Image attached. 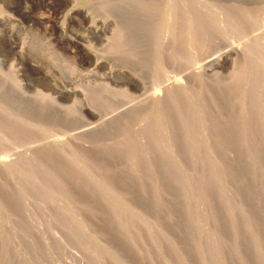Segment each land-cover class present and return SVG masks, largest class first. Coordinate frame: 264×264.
<instances>
[{"label": "rangeland", "instance_id": "374dc122", "mask_svg": "<svg viewBox=\"0 0 264 264\" xmlns=\"http://www.w3.org/2000/svg\"><path fill=\"white\" fill-rule=\"evenodd\" d=\"M173 1L175 0H0V120H4L6 117V119L4 120L5 122L3 121L0 123V166L2 165L1 162H8L10 161L9 159H12L14 157H17L20 162H18V164H16L15 166L13 163H10L13 166L10 165V169L8 168L9 170L7 171L6 169H0V183H3L0 184V213L2 212V214H0V264H142L145 258L144 256L140 261L135 260V258L138 259V254H142V252H144V254L149 253L151 254V256H156L159 253L158 255H160L161 257H170L173 253L176 257L175 261L172 262L173 264H186L185 262L187 261L188 263L189 261L187 260V255L189 257L191 253L193 255L198 254L200 249L204 246L206 248V251L200 264H223L225 262V264H232L228 262V258H222L220 255L224 250L223 245L226 241V236L229 235L230 232L234 235L238 234V240L236 241L237 245L243 244L241 246L238 245L243 252L239 251V253L234 255L237 258L233 257V264H253L252 262L255 261L256 263H262V261H264V234L262 235V232L264 233V211H262L264 210V181L262 180L264 179L262 178V176L264 177V164H262L264 163V157H262L263 160L260 164L257 163L258 161H256L254 158V150L259 147V144L263 145L264 148V135H262L264 133L263 129V133L262 131L257 133L258 135H256V138L251 139L249 137V139L256 144L254 146L251 145L249 148L241 147V150L236 155L238 157L240 156V160L237 157V160H234L232 163L230 160V156L226 157L229 148L227 149V147L222 145L218 149L219 156L214 154L215 152H213V147H211V145L214 143L211 135L212 133H205V135L202 136L204 131L201 132V127L198 126V124L194 128L195 132H193V134H191L190 136L184 137V135L179 133L177 130H167L166 132H164L163 136L160 138V147H158L156 153L154 154L152 150V152L150 151L152 153L151 154L148 153L149 149L145 150V155H147V157H143V159H141V163H139L141 167L146 163V160H153L158 151H160L158 152V154H161L160 156L165 158L167 163L170 162L169 159L171 160L172 163L170 164L172 165L170 169L173 170L174 173H176L174 174L176 186L172 190L176 193L174 194V192H171L172 190L168 191V193L164 192L165 194L161 190H158V193H162H160L161 197L164 194L161 201L167 200L166 202L169 203V206H167V209L165 210L173 213L171 209H173V211L177 209L176 213L178 212L182 215V221L184 224L180 236L182 238H186L189 236L191 239L190 243L192 245L190 243L188 244V246L184 245L185 250H182L183 248L181 247L178 248L176 252H172V248V251L169 249L164 250L162 248L164 241H168L164 236H166L170 230L164 228L162 225L164 231L166 232V235H161L157 237V239L153 238L154 230L152 228L151 230H149V226H152V224H149L150 220L146 222H143L141 220L142 210L134 207L133 204L131 207H128L127 205L124 206L125 204L121 200H124L125 198H120V195L117 196L118 192L114 190L112 191L111 195L109 193L106 194V207L109 210L106 216L110 217L111 224H114L115 226V223L117 221H119L120 219H124L123 223L126 226L128 224V228H130L129 231H131L132 228V230L135 231L137 230V228L142 226L141 231L143 232L141 239L142 242L139 241L137 244L136 239L130 237V241L126 245L127 248L123 250L124 252L122 251L124 255H122V260H118L117 258L119 246H116L118 245V243H116L115 241L113 243L114 239H112L110 242L109 239V237L111 238L110 230L112 228H110V230L107 229L109 231H106L105 233V229L102 227V231L104 232V235H102L105 238L109 239L107 243L102 244L103 242L100 238L94 236L92 232L86 230L85 226H81L82 223L79 222L77 216L78 212L81 211V208L84 207L83 205H86L87 203V201H85V203L83 201L87 196L81 192L79 193L80 189L78 186H80V184L83 182L84 185L82 183L80 188H82V186H84V189L87 190L89 188V192L91 194H89V192L87 193L91 196L97 193H101L103 191L101 190L103 186L101 185L102 178L100 175L103 172L101 171L100 175L95 172L91 177L90 173L92 170L90 171V169H87L90 165L86 166V168H82V171L84 173L81 172V174L83 173L82 176L79 173L81 177L79 176V179H77L78 183H76L77 186L73 192L75 195L72 194L74 196L72 197L71 194L64 192L65 186L63 187L64 184L62 185L59 176H54L57 180L54 177L50 179L47 178L49 176L48 173L50 172V167L48 166V163L50 164V161L47 162L48 159L41 157V150H38L39 152L35 150L36 152H34V148L40 147L41 144L45 145L51 141L56 143L57 141L62 139L63 136L66 137L70 129L80 130L84 129L85 127H94V129H96V132L98 133L99 131V133L97 134L95 132L86 137V140H93V143L96 141V145H94V143L90 148V155L94 158V156H96L95 153H98L97 151L101 149L100 146L104 147L105 143L109 142L112 137L118 136L122 125L123 129H127L128 125L132 126V124H130V120L132 118H141V116L144 118L149 114V111L147 110V101L150 100L149 96L151 95V92L153 93L154 91L159 89L158 85H160V82H165V84L167 85L169 82L174 81L177 78L180 80L185 79L186 84L189 85L188 87L192 88L194 85L195 90L194 87L192 89L195 93H193L192 89L190 90V88L186 89L188 88L186 87L187 85H185L186 88L184 87V89H186L188 92H192L191 94L188 93V95L190 94L189 96H193L195 94V98L189 97L187 94L185 96L189 98V103L191 105L194 104L193 107L196 109L204 104L208 106L207 103L210 102L211 97H213L211 98V100H213V102H216V96H214V91L216 90L215 85L218 86L220 81L223 83L220 84L223 85V94H227V88L232 87L233 85L230 84H235L236 80L238 79L237 75L239 73V68L241 69L244 66H246L247 68L249 66L247 73H253L252 76L254 78L256 76V78H247L246 76L244 80L242 78L243 81H241V85L243 84V86L242 88H238V92H241L240 90L243 89V87L244 89H247L249 86H251V92H253L252 90L255 88L254 96L259 94L256 96L259 102L256 97L254 98L252 93L248 94L247 100L249 102V110L247 111L246 118H253L256 112H260L262 116L261 121L262 124H264V111H262L264 110V108H262L264 107V38L262 39L263 41L261 40L260 42L256 43L257 37H254L258 35H264V0H176V2L179 3ZM167 2L169 3V5L167 4ZM185 4L189 8H191V6L194 7H192V10L190 11L192 14L189 13V16L186 14L182 17V19H188L186 21H189V19L190 21L192 20L193 23L191 22V24H193V26L195 24L194 28L196 30L198 29L199 32L201 31V29L203 30L200 34H198V31H196L197 34L195 32V36H198V40L194 41L193 43H191L190 41H185L184 43L181 42L179 39L183 40L181 38L182 35H180V37L179 35L177 36L179 29L174 32L176 35L172 34L171 32L160 37L163 30H166L168 26L165 19L169 17L170 13L172 12H174V16H182V12L185 14V11L187 10V8H185ZM181 5H184V7H182V9H179L181 8ZM233 6L234 8H232ZM224 7L226 9H222ZM242 8L247 10L248 14L247 12H244L245 10H243ZM232 9L234 11H232ZM237 9L238 11L240 9V11L238 12ZM169 10L170 13L168 15ZM173 10H175L176 12ZM201 11H203V13H200ZM231 11L234 12V15H232ZM242 11L244 12L243 15ZM205 12L206 15L204 14ZM219 12L224 14L221 15ZM209 13H211L212 15H209ZM218 13L220 14L219 16ZM261 13H263L262 17ZM228 14L229 16L232 15V17H227ZM246 14L248 16H246ZM202 15L204 16V18H206L204 19ZM224 15L226 19L224 18ZM235 15L238 16L235 17ZM216 16L217 18H215ZM200 17L203 19H199ZM209 17L212 19L214 17L215 21L212 19L210 20ZM218 17L219 19L220 17L224 19L223 21L220 19L221 23H225L227 21V25L224 23H219L220 20L218 19ZM246 18L250 20V22H248ZM217 19L219 20V22ZM202 21H204L206 28L202 26V28L200 27V25L203 24ZM240 21L243 22L241 23ZM237 22L240 23L237 24ZM212 23L216 24L213 25ZM233 23V28L230 29L232 26L229 27V25H232ZM218 24H221L223 30L225 29V31H221L220 29H218ZM236 24L238 27L235 26ZM247 24L249 25L247 26ZM196 25L198 26V28L196 27ZM121 27L123 28L121 29ZM215 28L218 32L215 30ZM119 32L121 35L119 34ZM203 32H206V34L203 35ZM176 40L180 42L177 41L176 43ZM133 41L134 43H132ZM149 41L150 44L153 43L151 46L149 44ZM172 41L174 42V44ZM246 41H248V44H245ZM123 42L124 44L121 45V43ZM154 42L156 46L160 43L161 44L156 48ZM251 42L253 44H251ZM185 43H188L187 47L183 48L184 46L182 47L181 45H184ZM199 43L201 45L204 44V46L202 45L201 47ZM260 43H262L263 47L262 45L260 46ZM198 44L200 45V49H203V53L202 50L196 49L198 47ZM241 44L242 46H240ZM168 45H171L173 47L170 48V46ZM192 46L194 47V49ZM238 46L240 47L238 48ZM166 48L171 50L169 51ZM233 48L235 50H233ZM241 48L244 50L242 51ZM261 48H263V51ZM192 49L195 51H193ZM237 49L239 51H237ZM258 52L263 53L261 56V60L263 61H259V65L258 63H256L257 65L255 66H253L251 63L249 64V61L251 59H254ZM150 53H154L152 54L153 56ZM156 54H160L161 57L160 55L156 56ZM251 54L254 55L252 56ZM238 55L240 56V58ZM235 57H238L237 61L235 60ZM126 58H129L130 61ZM162 59H164V63L162 62ZM215 60L216 63L218 62V64H221L224 68L218 70L219 72L217 73L216 71L212 70L211 65L208 63ZM172 61H175L176 67H174L175 70L172 69L171 71H178L179 74L177 72L176 73L178 75L171 72V75H173L174 78L173 76L169 75L171 80H168V76L165 77V74L167 72H164L166 68H163V64H165V67L171 68L169 62L172 63ZM161 62L163 66L160 65ZM156 64L158 66L160 65L163 69H161V67V70L157 69L159 67ZM226 65L228 68L226 67ZM136 67L138 70L139 68L144 70L138 71L137 69H135ZM153 70L157 71L153 72ZM169 70L170 69H168L167 71L169 72ZM144 71H146V73H141ZM191 71L193 75L198 72L197 75L195 74V76L197 77H200L202 75L206 76V78L208 79L209 85H207L209 87L206 85L207 88L201 91L202 94L196 91L199 88L197 84L198 79L193 81L195 79L194 76H192V74H186V72L190 73ZM208 72H212V78L209 77L210 73ZM257 72L259 73L257 74ZM182 73L184 75H182ZM219 73H223V75H220ZM163 74L165 76L162 77ZM175 75H177V77H175ZM159 76H161L162 79H156L160 78ZM190 76H192L191 78L193 80L190 78ZM165 78L167 82L163 81L165 80ZM186 78H189V81H187ZM258 78L262 81H260L261 84L257 80ZM155 80L158 81H156L155 83ZM159 80L161 81L159 82ZM213 81L215 84H212ZM217 81L218 84L216 83ZM142 82H144V84ZM255 83L258 84L256 85ZM165 84L163 83L162 85L165 86ZM226 84L228 85V87H226ZM154 86H156V88ZM163 86L160 85V87ZM257 87L259 89H257ZM152 88L155 89L153 90ZM184 89L182 88V91L179 90V92L181 93H176L179 94L177 96V100L171 101V104L176 101L180 102V99H182L183 97L182 93L186 92V90L183 92ZM196 94L197 96L200 94L201 97H199L200 95L196 97ZM250 95L252 96L250 97ZM204 96L207 97H205L207 101L203 100ZM145 97L147 101L146 99H144ZM208 97L210 98L208 99ZM249 97L254 100L251 102ZM259 97L262 100V103ZM200 99H202L201 101L203 104L201 103ZM188 100H186L185 102H187ZM170 103H168V105ZM197 103L201 106L196 105ZM135 104L137 108L133 109V107H136ZM137 104H142L143 106L140 105L139 107ZM169 106L171 107V105ZM127 108L129 110H126ZM130 108L132 109L130 110ZM140 109L142 111L144 110L145 112L143 111L141 112V114ZM184 110L187 111V108H183V111H181L182 114L184 112L186 114V111ZM250 111L252 112L250 113ZM119 112H121V114H119ZM136 112L138 113L135 114ZM1 113H3V115ZM11 119L12 121L14 120L17 124H13L15 123L13 121L11 126L15 129H13L11 131V134H9L7 129H9L10 125L8 122H11ZM103 120H105L106 122ZM150 120L152 121L151 118ZM173 120L175 122H180V120L178 118L175 119V117ZM118 121L121 122L122 125ZM116 122L118 125L116 124ZM6 123L8 124L6 125ZM119 124L121 125V127ZM103 126V130L106 133V136L101 128ZM238 126H240V128H242V131H244V121L241 120ZM79 127L81 128L79 129ZM98 128L99 130H97ZM26 132L28 133L26 134ZM173 136H176V141L178 142L175 141L174 143H171L173 142ZM260 137L262 141L258 140L260 139ZM101 139H103V141ZM30 141L32 142V147H29L31 146ZM167 143H169V147L167 146ZM187 143L190 145H187ZM99 144L101 145L99 146ZM171 144L174 150H176V148L178 147L176 151H179L180 153L178 152L177 156L173 154L174 151H172L173 149L171 148ZM190 146L192 147L189 149ZM93 148L95 150H93ZM244 149L246 151H250V153L246 152ZM169 152H171V154ZM243 152L247 155H245ZM34 153L36 155H38L37 153H40L39 156L41 157L42 161L37 160V156L34 157ZM209 153H211L210 158L208 156ZM137 154L139 155V153ZM243 155L245 156L242 160ZM72 157L73 156L69 157V164L74 168V157ZM205 157L207 158V160ZM66 158H64V160L67 164L68 158ZM181 158L185 161H182ZM30 159L33 161H29ZM43 159H45L46 161ZM70 159L73 162L70 161ZM138 161H140V157H138ZM227 161L231 164H229ZM251 162H253L252 165ZM85 163L87 162H84V165ZM223 163H226V165L228 164L227 167L223 166L225 165ZM258 164L259 167L257 166ZM249 166L253 168L257 166L258 169L261 170L256 169V167L255 169L250 168L248 171L247 168H249ZM71 167H69L68 169L72 170L73 168ZM239 167H241L242 170ZM245 167L247 170L245 169ZM195 168H198L199 170ZM227 168L229 169V172L227 171ZM243 168L245 171H243ZM217 169H220L221 172ZM254 170H257V172H259L261 176H259L258 173L256 174ZM212 173L215 174V177L212 175ZM218 173L221 175H219ZM84 174L87 175L88 178ZM94 175L99 176L94 177ZM211 175L213 177H211ZM245 176H247V178H245ZM95 178H98V182ZM209 178L210 180H208ZM200 180L202 181V184ZM215 180H218L219 182L215 183ZM218 184H223L222 187H225L224 192H222V190L220 193L222 195H229L231 201L233 200V206L231 205V208L234 207L235 209H231L228 214L225 211L222 212V202L218 203L217 201H215V199H212L215 195L213 193H216V191L214 190H216V187H219ZM65 185L69 187L68 184L65 183ZM91 187L93 188V190ZM77 188L79 194L75 192ZM174 189L179 193H177V191H175ZM183 189H185L186 193H188L187 195L185 194L186 197L184 196L185 198H183V201H179L177 194H180ZM80 194L82 195L81 197L85 195L84 198L79 197ZM210 194L212 195L210 196ZM258 194H260L259 197ZM166 196L170 198L168 199V197ZM256 196L258 198H256ZM176 197L179 203L174 200L176 199ZM69 198L72 199L67 200ZM117 198L119 200H117ZM79 200L82 203H78ZM124 201L126 202V200ZM216 202L218 204H216ZM210 204L211 208L206 209L207 206L210 207ZM214 205L215 207H213ZM260 209H262L261 212ZM235 210L237 214L236 212L233 213ZM224 213L226 214V216H224ZM239 213H241V215H238ZM243 213H245V215H243ZM246 213L248 216L246 215ZM125 215L129 217L127 218L125 217ZM123 216L124 218H122ZM238 220L240 221L237 222ZM260 220L262 221V223ZM246 224H249L251 226L253 225L254 227L248 228L249 225L247 226ZM255 224L257 225V227ZM258 225H260L259 227L263 231H258L261 230L259 229ZM244 226L245 228H248V231L245 233H247L248 236H251V241H253L252 244H249L250 246H246L244 243H242L243 239L241 238L244 231ZM255 229H258L257 233H255ZM155 230L157 229L155 228ZM258 232L261 233L260 235L262 236H260ZM239 234L241 237L239 236ZM146 239L147 243L144 244V241H146ZM148 243H150L149 248L145 246L148 245ZM134 244L136 245L134 246ZM242 246L244 247V249H242ZM246 247L248 250L245 249ZM189 248H191L192 250ZM169 251L170 253H172L170 254ZM153 253L156 255H154ZM161 263L163 264V262ZM161 263L155 262V264ZM188 264H191L190 261ZM262 264H264V262Z\"/></svg>", "mask_w": 264, "mask_h": 264}, {"label": "bare ground", "instance_id": "6f19581e", "mask_svg": "<svg viewBox=\"0 0 264 264\" xmlns=\"http://www.w3.org/2000/svg\"><path fill=\"white\" fill-rule=\"evenodd\" d=\"M180 1H183V0H180ZM189 1V0H188ZM173 2H176V0L175 1H173ZM185 2H187V1H185ZM176 3H179V2H176ZM175 3V4H176ZM183 3V2H182ZM190 3V2H189ZM167 4L169 5V3L167 2ZM187 4V3H186ZM185 4V5H186ZM174 5V4H173ZM190 5V4H189ZM176 6V5H175ZM187 6V5H186ZM185 6V8H187V10L185 11V14L182 12V16H174L173 15V13L174 12H172V13H170V10H169V12H168V15H169V13H170V15H169V17H167L166 19H165V21H166V23H167V28H166V30H163V32H162V34L160 35V37H162V36H164V35H166L167 33H171L172 32V34H175L174 32L176 31V30H178L179 32H178V34H177V36L179 35V37H180V35H182L181 36V38L183 39V40H181V39H179L181 42H185V41H190L191 43H193L194 41H196V40H198L197 38H198V36L196 37L195 35L197 34V32L196 31H198V29L196 30L194 27H195V24H194V26H193V24H191V22H192V20L190 21V19H189V21H186V20H188V19H182V17L184 16V15H188L189 13L190 14H192L190 11L192 10L191 8L192 7H194V6H191V8H189L188 6L186 7ZM178 7V6H177ZM180 7V6H179ZM182 7H184V5H181V8H179V9H182ZM237 7V6H236ZM190 10H189V9ZM217 8V7H216ZM232 8H234V6L232 7ZM222 9H226L225 7L224 8H222ZM243 10H245L244 8H242ZM178 10V9H177ZM172 11V10H171ZM173 11H175V10H173ZM232 11H234L233 9H232ZM231 11V13H232V15H234L233 13L234 12H232ZM235 11H236V9H235ZM237 11H238V9H237ZM239 11H240V9H239ZM238 11V12H239ZM249 11V10H248ZM176 12V11H175ZM178 12V11H177ZM220 12H221V10H220ZM219 12V13H220ZM237 12V13H238ZM244 12H247V10H245ZM243 11H242V15H243V13H244ZM165 13V12H164ZM167 13V12H166ZM180 13V12H179ZM200 13H203V11H201ZM208 13V12H207ZM212 13V12H211ZM211 13H209V15H212ZM216 13V12H215ZM215 13H213V14H215ZM218 13V16L221 14H224V13H220L219 14ZM260 13V12H259ZM189 14V15H190ZM205 15H206V12L204 13ZM203 14V15H204ZM235 14H236V12H235ZM247 14H248V12H247ZM246 14V16H248ZM262 14L263 13H261V17H262ZM164 15V14H163ZM168 15H166V16H168ZM188 15V16H189ZM201 15V14H200ZM202 15V16H203ZM209 15H207V16H209ZM215 15H217V14H215ZM214 15V16H215ZM232 15H230L229 16V14L227 15V17L229 16V17H232ZM187 16V17H188ZM236 16H238V15H235V17ZM161 17H163V16H161ZM255 17V16H254ZM260 17V16H259ZM197 18H198V16H197ZM203 18H204V16H203ZM203 18H199V19H203ZM206 18V17H205ZM204 18V19H205ZM210 18V17H209ZM215 18H217V16L215 17ZM214 17H213V19L212 18H210V20L212 19V20H214L215 19ZM222 18H223V16H222ZM221 17H220V19L223 21L224 19H222ZM224 18H225V15H224ZM249 18V17H248ZM251 18H252V16H251ZM196 19V18H195ZM218 19H219V17H218ZM217 19V20H218ZM219 19V20H220ZM226 19V18H225ZM240 19V18H239ZM247 19V18H246ZM219 20H218V22H219ZM221 20H220V22L219 23H221ZM229 20H231V19H229ZM243 20H245V19H243ZM160 21V20H159ZM164 21V20H163ZM205 21V20H204ZM204 21H202V23L203 24H201L200 25V27L202 26V27H205L206 28V26H205V24H204ZM209 21V20H208ZM215 21V20H214ZM213 21V22H214ZM233 21V20H232ZM247 21L248 22H250V20H248L247 19ZM206 22H207V19H206ZM211 22V21H210ZM227 22V21H226ZM226 22L224 23V24H226ZM241 23L243 22V21H240ZM240 22H237V24L238 23H240ZM252 22V21H251ZM193 23V22H192ZM223 23H221V24H223ZM228 23V22H227ZM236 23V22H235ZM245 23H246V21H245ZM210 24V23H209ZM208 24V25H209ZM213 25L214 24H216V23H212ZM219 25L217 28L218 29H220L221 31H225V29L223 30V28H222V25ZM237 24L235 25V26H237ZM249 24H251V23H249ZM249 24H247V26L249 25ZM186 25V26H185ZM206 25H207V23H206ZM227 25V24H226ZM233 25H234V23L231 25H229V27H231L230 29H232L233 28ZM245 25V24H244ZM120 26V25H119ZM161 27V26H160ZM196 27L198 28V26L196 25ZM201 27V28H202ZM209 27V26H208ZM238 27V26H237ZM242 27H243V24H242ZM123 27H121V29H122ZM205 28H203V29H205ZM211 28V27H210ZM209 28V29H210ZM222 28V29H221ZM228 28V27H227ZM226 28V29H227ZM245 28V27H244ZM154 29H157V28H154ZM208 29V28H207ZM118 30V29H117ZM116 30V31H117ZM199 30H200V28H199ZM215 30H216V28H215ZM154 31H157V30H154ZM203 30L201 29V31L199 32L198 31V34H200L201 32H202ZM208 31V30H207ZM217 31V30H216ZM220 31V32H221ZM195 32H196V34H195ZM212 32H213V30H212ZM218 32V31H217ZM239 32H240V29H239ZM242 32H243V30H242ZM159 33V32H158ZM157 33V34H158ZM204 34L203 35H205L206 34V32H203ZM231 33V32H230ZM233 33V32H232ZM119 34H120V32H119ZM160 34V33H159ZM259 34V33H258ZM264 34V33H263ZM121 35V34H120ZM176 35V34H175ZM225 35V34H224ZM241 35V34H240ZM120 37V36H119ZM200 37V36H199ZM254 37H257L256 39H257V42L256 43H258V42H260L263 38H264V35H258V36H254ZM153 38V37H152ZM157 38V37H156ZM155 38V39H156ZM115 39V38H114ZM154 39V40H155ZM159 39V38H158ZM162 39V38H161ZM177 39H178V37H177ZM200 39V38H199ZM251 39H253V38H251ZM255 39V38H254ZM116 40V39H115ZM118 40V39H117ZM172 40V39H171ZM177 41L178 40H176V43H177ZM180 41H178V42H180ZM205 41V40H204ZM263 41V40H262ZM168 42V41H167ZM173 42V41H172ZM248 41H246V43L245 44H248L247 43ZM132 43H134V41L132 42ZM152 43V42H151ZM157 43V42H156ZM183 43H181V44H183ZM122 44H124V42L123 43H121V45ZM149 44H150V41H149ZM148 44V45H149ZM153 44V43H152ZM152 44H150V46L152 45ZM154 44H155V42H154ZM158 44V43H157ZM161 44V43H160ZM159 44V45H160ZM173 44H174V42H173ZM181 44H179V45H181ZM186 44V45H185ZM184 45H181L183 48H185V47H187V44L188 43H185ZM200 44V43H199ZM198 44V47L196 48V49H200V45ZM250 44V43H249ZM251 44H253L252 42H251ZM159 45H157V46H159ZM172 45V44H171ZM171 45H168V46H170V48L171 47H173V46H171ZM203 46H204V44H202ZM202 45H201V47H202ZM262 45V43H260V46ZM116 46V45H115ZM130 46V45H129ZM155 46H156V44H155ZM157 46H156V48H157ZM167 46V47H168ZM191 46V45H190ZM240 46H242V44L240 45ZM240 46H238V48L240 47ZM193 47V46H192ZM191 47V48H192ZM244 47V46H243ZM242 47V48H243ZM262 47H263V45H262ZM123 48V47H122ZM162 48V47H161ZM175 48V47H174ZM182 48V49H183ZM241 48V49H242ZM252 48V47H251ZM125 49V48H124ZM167 50H169L168 48H166ZM193 49H194V47H193ZM192 49V50H193ZM232 49V48H231ZM247 49V48H246ZM245 49V50H246ZM262 49V51H263V48H261ZM126 50V49H125ZM155 50V49H154ZM156 50H158V49H156ZM160 50V49H159ZM171 50V49H170ZM169 50V51H170ZM200 50H202V53H203V49L201 48ZM233 50H235L234 48H233ZM244 49H242V51H243ZM253 50V49H252ZM255 50V49H254ZM165 51V50H164ZM191 51V50H190ZM189 51V52H190ZM193 51H195V50H193ZM197 51V50H196ZM237 51H239L238 49H237ZM237 51H234V52H237ZM125 52H127V51H125ZM152 52V51H151ZM161 52V51H160ZM168 52V51H167ZM166 52V53H167ZM172 52V51H171ZM230 52V51H229ZM169 53V52H168ZM167 53V54H168ZM193 53V52H192ZM197 53V52H196ZM248 53V52H247ZM151 54V53H150ZM152 54H154V53H152ZM151 54V55H152ZM173 54V53H172ZM195 54V53H194ZM235 54H237V53H235ZM262 54L263 53H261V52H258V54L255 56V58L254 59H251L250 61H249V64L251 63L253 66H255V65H257L256 63H258L259 61H263V60H261V56H262ZM150 55V56H151ZM158 55H160V54H158ZM157 54H156V56H158ZM193 55V54H192ZM231 55V54H230ZM252 55V54H251ZM254 55V54H253ZM252 55V56H253ZM153 56V55H152ZM169 56H171V55H169ZM239 56V55H238ZM249 56H250V54H249ZM251 56V57H252ZM132 57V56H131ZM160 57H161V55H160ZM242 57V56H241ZM250 57V58H251ZM125 58V57H124ZM123 58V59H124ZM155 58V57H154ZM157 58H159V57H157ZM237 58L238 57H235V60L237 61ZM239 58H240V56H239ZM249 58V59H250ZM127 59V58H126ZM234 59V58H233ZM233 59H232V61H233ZM247 59H248V57H247ZM264 59V58H263ZM127 60H129L130 61V59L128 58ZM156 60V59H155ZM157 60H160V59H157ZM214 60V59H213ZM164 61V59H162V62ZM218 61V60H217ZM231 61V62H232ZM123 62V61H122ZM127 62V61H126ZM132 62H133V60H132ZM131 62V63H132ZM162 62H161V64L160 65H162ZM246 62V61H245ZM245 62H244V64H245ZM124 63V62H123ZM128 63V62H127ZM164 63V62H163ZM170 63V67L171 68H167V67H165V64H163L162 66H163V68H166L167 70L168 69H170L169 70V72L165 69V75L163 74L162 75V77L163 76H165V77H169V75H171V72H173V71H171L172 69H174V67H176V65H175V61L173 62L172 61V63L171 62H169ZM210 65H211V68H212V70L213 71H216V73L217 72H219L218 70H220L221 68H223L222 67V65L220 64H218V62L216 63V60L215 61H210V62H208ZM261 63V62H260ZM158 64H159V61H158ZM208 64V65H209ZM227 64V63H226ZM262 64V63H261ZM157 65V64H156ZM158 66L159 68H157V69H160V67L161 66ZM178 65V64H177ZM232 65V64H231ZM258 65H259V63H258ZM206 66V65H205ZM142 67H143V65H142ZM156 67V66H155ZM180 67V66H179ZM225 67V66H224ZM226 67H227V65H226ZM139 68V67H138ZM162 67H161V69H163ZM228 68V67H227ZM248 68H249V66H248ZM248 68L246 67V66H244L243 68H239V73H238V75H237V77H238V79L236 80V82H235V84H230V85H233L232 87H230V88H227L228 89V93L227 94H223V85H220V84H223L221 81V83L219 82V84H218V81L216 82L217 84H218V86L217 85H215L216 86V90L214 91V96H216V102H213V100H211V98H213V97H208V99L210 98V102H208L207 104H208V106L206 105V104H204V105H198V103L196 104V105H198V106H201V107H199V108H194L193 107V105H191L190 103H189V98L188 97H186L185 95L187 94L188 95V93H192L193 92V87H194V85H193V87L191 88V87H188L189 85H187L186 84V80L185 79H177L176 78V80H174V79H172V80H174V81H171V82H169L167 85L165 84V82H160L161 80H159V82H160V85L161 86H163L162 84L164 83L165 84V86H163V87H160V85H158V83H157V85H158V87H159V89H157L156 91H154L153 93L151 92V95L149 96V101H147V99H146V97L144 98V99H146V101L148 102V111H149V114L146 116V117H142L141 116V118H139V117H137V118H132L131 120H130V124H132V126L130 125H128L127 126V129H123V125L121 124V122H119L121 125H122V128H120V135L118 134V136H114V137H112V139L109 141V142H107V143H105V145H104V147L102 146H100L101 144H99V146H100V148L101 149H97L98 151V153H95L96 154V156H94V158L90 155V151H91V146H92V144H94V145H96V141L93 143L92 141L93 140H91V141H89L88 139L86 140V137L89 135H91V134H93V133H95L96 132V129H94V127H85L84 129H80L81 127H79V129L80 130H75V129H70L69 130V133L66 135V137L65 136H63V138L62 139H60L59 141H57L56 143L55 142H48L47 144H41L40 145V147H36V148H34V152H36L35 150H37V152H39L40 150H41V154H42V158H46V159H48L47 160V162L48 161H50V164L48 163V166L50 167V172L48 173L49 174V176L47 177L48 179H50V178H52V177H54V176H59V179L61 180V183H62V185H63V187L65 188L64 189V192H66V193H69V194H74L73 192H74V190H75V188H76V183H78V181H77V179H79L78 177L80 176L79 175V173L81 174V172H83L82 171V168H86V166H88V165H90V166H88V168L87 169H90V171H91V177H92V174H94L95 172L96 173H98L99 175H100V173H101V171L103 172L100 176H101V178H102V182H101V185L103 186V188H101V190H103L101 193H97V194H95V195H89V194H91L90 192H89V188H88V190L87 189H84V186H82V188H80V186H81V184L83 183L82 181V183L80 184V186H78L79 187V189H80V191H79V193L81 192V193H83V194H85L87 197H86V199L85 200H83L84 201V203H85V201H87V203H86V205L84 204L83 206V208H81V211H79L78 212V219H79V222L80 223H82L81 224V226H85V228H86V230H88V231H90V232H92L93 234H94V236H96V237H98V238H100L101 240H102V244H104V243H107L108 242V240L110 239V242H111V240L112 239H114L113 240V243H114V241L116 242V243H118V245L116 246V247H118L119 246V250H118V255H117V258H118V260H122V258H123V253H122V251L125 249V248H127L126 247V245L128 244V242L130 241L129 239H130V237L131 238H134V239H136V244L139 242V241H141V239H142V235H143V232L141 231L142 230V226H140L139 228H137V230H132L131 229V231H129L130 230V228H128V224H127V226L126 225H124V219L122 220V219H120L119 221H117L115 224V226H114V224L112 225L111 224V219H110V217H108V216H106L107 214H108V212H109V210H108V208L106 207V194L107 193H109L110 195H111V193H112V191H116V192H118L117 193V196H119L120 195V198H125L124 200H126V202L124 201V200H121V201H123L124 202V206H128V207H131L132 206V204H133V206L134 207H136V208H139L140 210H142L141 212H142V221L143 222H146V221H148V220H150V223L149 224H152V226H149L150 227V229L149 230H151V228L154 230V234H153V238H155V239H157V237H159V236H161V235H166V232L164 231V229H163V227L164 228H167V229H169L170 231L168 232V234L166 235V236H164L165 238H167V240L168 241H164V244H163V246H162V248L164 249V250H166V249H169V250H171V248L173 249V251L172 252H176L177 250H178V248H183L182 250H185L184 249V245L186 246H188V244L190 243V241H191V239H190V237L188 236V237H186V238H182L180 235H181V232H182V230H183V221H182V215L180 214V213H176V211H177V209L175 210V211H173V209H171V211L173 212V213H171V212H168V210H165V209H167V206H169L168 204V202H166L167 200H165V201H161L162 200V197L164 196V192H166V193H168V191H170V190H172L176 185H175V177H174V174H176V173H174L173 172V170H171L170 168H171V165L172 164H170V163H172L171 162V160L169 159V161L170 162H166V159L165 158H163L162 156H160L159 154H158V152H160V151H158L157 152V154L155 155V157L153 158V160H146V163L143 165V166H141L140 167V163H141V159H143V157H147V155H145V150H148L149 149V152L148 153H151L152 152V150H153V153L155 154L156 153V151H157V149H158V147H160L159 146V142H161V140H160V138L163 136V134H164V132H166L167 130H174V131H178L179 133H181L182 135H184V137L185 136H190L191 134H193V132H195L194 130V128H195V126L198 124V126H200L201 127V132H203L204 131V133L202 134V136L203 135H205V133L207 134V133H212L211 135H212V138H213V144L211 145V147H213V152H215L214 154L215 155H218L219 153H218V149H219V147L220 146H225V147H227V149L229 148V151H227L228 153H229V155H228V153H227V155H226V157L227 156H230V160H231V163L234 161V160H237V157L238 156H236L237 154H238V152L241 150V147L243 148V147H250L251 145H255L256 143L255 142H252V140H250L249 139V137L251 138V139H253V138H256V135H258L257 133H259V132H261L262 131V129H263V131H264V128H263V125L264 124H262V116H261V113L260 112H256L255 113V115H254V117L253 118H246V114H247V111L249 110V108H248V98H247V96H248V94H250V93H252V95L254 96V89L252 90L253 92H251V86H249L247 89H244V87H243V89H239L241 92H238V88H242V86H243V84L241 85V81H243L244 80V78H250V77H253L252 76V74L253 73H247L248 71ZM257 68V67H256ZM135 69H137V67L135 68ZM160 69V70H161ZM224 69V68H223ZM261 69V68H260ZM138 70V69H137ZM139 70H142L141 68H139ZM138 70V71H139ZM144 70V69H143ZM142 70V71H143ZM175 70V69H174ZM177 70H179V69H177ZM254 70V69H253ZM255 70H257V69H255ZM147 71V70H146ZM146 71H144V72H141V73H146ZM154 71H157V70H153V72ZM251 71V70H250ZM259 71V70H258ZM159 72V71H158ZM163 72V73H164ZM178 73V71H175V72H173L174 74L175 73ZM194 72H195V70H194ZM227 72V71H226ZM262 72V71H261ZM137 73V72H136ZM168 73H170V74H168ZM176 73V74H177ZM185 73V72H184ZM197 73L198 72H196L195 74L197 75ZM208 73H210V72H208ZM237 73V72H236ZM254 73H255V71H254ZM259 72H257V74H258ZM155 74H156V72H155ZM179 74V73H178ZM177 74V75H178ZM186 74H188V75H190V74H192V71L189 73V72H186ZM195 74L193 75L192 74V76H194V80L191 78L192 76H190V78L193 80V81H195L196 79H198L196 82H197V84H198V89L196 90V91H198V93L200 92L201 93V91H203L205 88H207L206 87V85L208 84V79L206 78V76H195ZM211 74H212V72L209 74L210 76V78H212L211 77ZM220 75H223V73L221 74V73H219ZM218 74V75H219ZM177 75H175V77H177ZM182 75H184L183 73H182ZM152 76V75H151ZM171 76H173V75H171ZM213 76V75H212ZM246 76V77H245ZM130 77H132V76H130ZM152 77H154V76H152ZM160 78H156V79H162L161 78V76H159ZM167 77V79L168 80H171V78L169 79ZM181 77H183V76H181ZM185 77V76H184ZM187 77V76H186ZM235 77V76H234ZM260 77V76H259ZM134 78V77H133ZM155 78V77H154ZM153 78V79H154ZM173 78H174V76H173ZM242 78H243V80H242ZM254 78V77H253ZM255 78H256V76H255ZM254 78V79H255ZM151 79V78H150ZM187 79V81H189L188 79L189 78H186ZM236 79V78H235ZM212 80V79H211ZM217 80V79H216ZM250 80V79H249ZM258 81H259V83H260V81L261 80H259V78L257 79ZM264 80V79H263ZM133 81V80H132ZM156 81H158V80H155V83H156ZM163 81H166V78H165V80H163ZM191 81V80H190ZM223 81V80H222ZM235 81V80H234ZM144 82H146V81H144ZM144 82H142L143 84H144ZM167 82V81H166ZM192 82V81H191ZM225 82V81H224ZM262 82V81H261ZM154 83V82H153ZM162 83V84H161ZM211 83V82H210ZM244 83V82H243ZM248 83V82H247ZM190 84V83H189ZM193 84V83H192ZM196 84V85H197ZM212 84H215L214 83V81H213V83ZM251 84H253V83H251ZM256 84V83H255ZM258 84V83H257ZM256 84V85H257ZM261 84V83H260ZM185 85H187L186 87H188V88H186L185 87ZM209 85V84H208ZM207 85V86H208ZM220 85V86H219ZM227 85V84H226ZM225 85V86H226ZM249 85H250V83H249ZM192 86V85H191ZM224 86V87H225ZM241 86V87H240ZM248 86V85H247ZM255 86V85H254ZM253 86V87H254ZM260 86V85H259ZM264 86V85H263ZM155 88H156V86H154ZM184 87L186 88V89H189L190 88V90L192 89V92H188L186 89H184ZM209 87V86H208ZM226 87H228V85L226 86ZM252 87V88H253ZM262 87V86H261ZM154 88V89H155ZM184 89L183 90V92L186 90V92L185 93H182L183 94V97H182V99H180V102L179 101H176V102H174V103H170L171 101H174V100H177V96L179 95V94H176V93H181V92H179V90L180 91H182L181 89ZM153 89V88H152ZM153 89V90H154ZM257 89H259L258 87H257ZM256 89V90H257ZM194 90H195V87H194ZM151 91V90H150ZM225 91V90H224ZM261 91H262V89H261ZM226 92V91H225ZM193 93H195V92H193ZM197 93V94H198ZM176 94V95H175ZM189 94V95H190ZM197 94H196V97H198L197 96ZM202 94V93H201ZM205 94V93H204ZM264 94V93H263ZM176 97H175V96ZM188 95V96H189ZM252 95H250V97L252 96ZM257 95H259V94H257ZM257 95H255L254 96V98L257 96ZM175 97V99H174V97ZM212 96V95H211ZM261 96V95H260ZM189 97H193V98H195V94L193 95V96H189ZM199 97H201V95L199 96ZM205 97L206 96H204V99L203 100H206L205 99ZM249 97V99L251 100V102L254 100H252L251 98ZM263 97V96H262ZM102 98H103V96H102ZM148 98V97H147ZM171 98V99H170ZM179 98V97H178ZM207 98V97H206ZM257 98V97H256ZM173 99V100H172ZM188 100L187 102H185L186 100ZM259 99H260V97H259ZM195 100V99H194ZM199 100V99H198ZM202 99H200V101H201ZM257 100H258V98H257ZM261 100V99H260ZM191 101V100H190ZM207 101V100H206ZM258 102H259V100H258ZM142 103V102H141ZM168 103H170L169 105H171V107L168 105ZM179 103V104H178ZM201 103H202V101H201ZM255 103H256V101H255ZM261 103H262V100H261ZM4 104V103H3ZM190 104V105H189ZM203 104V103H202ZM254 104V103H253ZM263 104H264V102H263ZM262 104V105H263ZM138 105V104H137ZM140 105H142V104H140ZM140 105H138L139 107H140ZM132 106V105H131ZM135 106H136V104H135ZM143 106V105H142ZM23 108V107H22ZM129 108V107H128ZM126 109V110H129V109ZM134 108H137V106L136 107H133V109ZM144 108V107H143ZM183 108H187V111L186 110H184V111H186V114H185V112L182 114V112L181 111H183ZM262 108H264V107H262ZM132 108H130V110H131ZM142 109V108H141ZM140 109V113L141 112H143L142 110ZM253 109V108H252ZM257 109V108H256ZM261 109V108H260ZM146 110V111H147ZM258 110V109H257ZM123 111V110H122ZM262 111H264V110H262ZM12 112V111H11ZM127 112V111H126ZM131 112V111H130ZM145 112V111H144ZM188 112V113H187ZM246 112V113H245ZM252 111H250V113H251ZM124 113V112H123ZM138 112H136L135 114H137ZM148 113V112H147ZM2 115H3V113H1ZM5 114H6V112H5ZM9 114V113H8ZM118 114V113H117ZM119 114H121V112H119ZM125 114V113H124ZM142 114V113H141ZM181 114H182V117H181ZM263 114V113H262ZM1 115V116H2ZM139 115V114H138ZM249 115V114H248ZM118 116H120V115H118ZM17 117H19V116H17ZM127 117V116H126ZM174 117H175V119L176 118H178L179 120H180V122H175L173 119H174ZM264 117V116H263ZM48 118V117H47ZM50 118V117H49ZM124 118H125V116H124ZM150 118L152 119V121L150 120ZM246 118V119H245ZM5 119H6V117H5ZM4 119V120H5ZM58 119V118H57ZM4 120H0V123L1 122H3ZM28 120V119H27ZM112 120V119H111ZM154 120H157V121H154ZM178 120V121H179ZM244 121V127H245V129H244V131H242V128H240V126H238L239 125V122L240 121ZM263 120H264V118H263ZM14 121V120H13ZM13 121H12V119H11V122H8L9 123V129H7V131H8V133L9 134H11V131L13 130V129H15L14 127H12L11 126V124L13 123ZM103 121H105V120H103ZM110 121V120H109ZM154 121V122H153ZM5 122V121H4ZM7 122V121H6ZM15 122V121H14ZM44 122V121H43ZM106 122V121H105ZM8 123H6V125L8 124ZM51 123V122H50ZM129 123V122H128ZM4 124V123H3ZM13 124H17L16 122L15 123H13ZM31 124V123H30ZM102 124V123H101ZM108 124V123H107ZM111 124V123H110ZM116 124H117V122H116ZM119 124V125H120ZM104 125H106V124H104ZM118 125V124H117ZM117 125H115V126H117ZM121 125H120V127H121ZM126 125V124H125ZM42 126H43V124H42ZM6 127V126H5ZM4 127V128H5ZM98 127V126H97ZM96 127V128H97ZM107 127V126H106ZM7 128H8V126H7ZM102 128V130H103V128H104V126L103 127H101ZM100 128V129H101ZM117 128H119V127H117ZM198 128V127H197ZM64 129V128H63ZM247 129H249V130H247ZM97 130H99V128L97 129ZM110 130V129H109ZM209 130V131H208ZM62 131V130H61ZM101 131V130H100ZM263 131H262V133H263ZM64 132V131H63ZM103 132H104V130H103ZM28 132H26V134H27ZM97 133V132H96ZM98 133H99V131H98ZM97 133V134H98ZM105 133V132H104ZM209 133V134H210ZM261 133V134H262ZM66 134V133H65ZM96 134V135H97ZM51 135V134H50ZM95 135V134H94ZM101 135H103V134H101ZM100 135V136H101ZM108 135V134H107ZM172 135V134H171ZM262 135H264V133L262 134ZM8 136V135H7ZM24 136V135H23ZM105 136H106V133H105ZM109 136V135H108ZM194 136V135H193ZM260 136V135H259ZM96 137V136H95ZM97 137H99V136H97ZM103 137V136H102ZM174 137V136H173ZM182 137V136H181ZM198 137H201V136H198ZM5 138H7V137H5ZM107 138V137H106ZM169 138H170V136H169ZM209 138H210V136H209ZM209 138H208V140H209ZM164 139V138H163ZM166 139V138H165ZM200 139V138H199ZM202 139V138H201ZM204 139H207V138H204ZM102 141H103V139H101ZM167 140V139H166ZM171 140V139H170ZM172 140H173V142H171V143H174L175 141H176V136L174 137V138H172ZM171 140V141H172ZM179 140V139H178ZM192 140V139H191ZM258 140H261V137H260V139H258ZM14 141V140H13ZM50 141V140H49ZM105 141V140H104ZM194 141V140H193ZM192 141V142H193ZM198 141V140H197ZM197 141H195V142H197ZM262 141V140H261ZM23 142V141H22ZM31 142V141H30ZM33 142H34V140H33ZM106 142V141H105ZM176 142H178V141H176ZM181 142H182V140H181ZM185 142V141H184ZM189 142V141H188ZM20 143V142H19ZM27 143V142H26ZM205 143V142H204ZM263 143V142H262ZM9 144V143H8ZM32 144V142L30 143V145ZM98 144V143H97ZM176 144V143H175ZM179 144V143H178ZM258 144V143H257ZM7 145V144H6ZM19 145V144H18ZM28 145V144H27ZM180 145V144H179ZM178 145V146H179ZM187 145H190V144H188L187 143ZM192 145V144H191ZM5 146V145H4ZM12 146V145H11ZM10 146V147H11ZM29 146V145H28ZM163 146V145H162ZM167 146L169 147L170 145H169V143H167ZM177 146V145H176ZM176 146H175V148H176ZM196 146V145H195ZM205 146H206V144H205ZM15 147V146H14ZM29 147H32V145L31 146H29ZM166 147V146H165ZM192 146H190L189 147V149L191 148ZM208 147H209V145H208ZM7 148H8V146H7ZM163 148V147H162ZM171 148L173 149H171L172 151H174L173 152V154L175 155V156H177V153L179 152H177L176 150H177V148H176V150H174V148H173V146H172V144H171ZM186 148V147H185ZM184 148V149H185ZM10 149V148H9ZM27 149V148H26ZM30 149V148H29ZM160 149V148H159ZM170 149V148H169ZM168 149V150H169ZM212 149V148H211ZM222 149V148H221ZM255 149V148H254ZM8 150V149H7ZM15 150V149H14ZM28 150V149H27ZM39 150V151H38ZM93 150H95L94 148H93ZM206 150H207V148H206ZM245 150V149H244ZM252 150V149H251ZM6 151V150H5ZM26 151V150H25ZM151 151V152H150ZM167 151V150H166ZM171 151V152H172ZM189 151V150H188ZM205 151V150H204ZM224 151V150H223ZM226 151V150H225ZM246 151V150H245ZM171 152H169L170 154H171ZM190 152V151H189ZM206 152V151H205ZM220 152V151H219ZM221 152H222V150H221ZM220 152V153H221ZM246 152H249L250 153V151H246ZM30 153V152H29ZM28 153V154H29ZM40 153H37L38 155H36L35 153V155H34V157L35 156H37V160H41V157L39 156V154ZM123 153V154H122ZM137 153H139V155L137 154ZM180 153V152H179ZM244 153V152H243ZM17 154V153H16ZM16 154H14V155H16ZM94 154V155H95ZM152 154V153H151ZM213 154V155H214ZM223 154V153H222ZM224 154H225V152H224ZM245 154V153H244ZM263 154H264V148H263V145H261V144H259V147L256 149V150H254V155H255V160L256 161H258L257 163H261L262 162V157H264L263 156ZM205 155V154H204ZM208 155V154H207ZM210 155H211V153H209V158H210ZM245 155H247V154H245ZM245 155H243V157H242V160H243V158H244V156ZM70 156H73L74 157V162L70 159V161H72L74 164H73V166H74V168L73 167H71V165L69 164V157ZM208 156H206V157H208ZM219 156V155H218ZM25 157V156H24ZM32 157V156H31ZM68 158V162H67V164H66V161L64 160V158ZM72 157V158H73ZM138 157H140V161H138ZM165 157V156H164ZM205 157V158H206ZM216 157V156H215ZM240 157V156H239ZM238 157V158H239ZM33 158V157H32ZM66 158V159H67ZM167 158V157H166ZM175 158V157H174ZM203 158V157H202ZM213 158V157H212ZM222 158H223V156H222ZM17 157H14V158H12V159H9L10 161H5V162H1V166H0V169H6V171L7 170H9L10 168V165H12V164H10V163H13L14 164V166L16 165V164H18V162H19V160L17 159ZM65 161V163H64V161ZM182 159V158H181ZM185 159V158H184ZM215 159V158H214ZM228 159V158H227ZM43 160H45V159H43ZM173 160V159H172ZM206 160H207V158H206ZM229 160V161H230ZM239 160H240V158H239ZM254 160V161H255ZM29 161H33V160H29ZM42 161V160H41ZM46 161V160H45ZM143 161H145V160H143ZM168 161V160H167ZM175 161V160H174ZM181 161V160H180ZM182 161H185V160H183L182 159ZM216 161V160H215ZM264 161V160H263ZM26 162V161H25ZM38 162V161H37ZM84 162H87V163H85V165H84ZM140 162V163H139ZM190 162V161H189ZM219 162H221V161H219ZM228 162V161H227ZM20 163V162H19ZM177 163V162H176ZM229 163V162H228ZM231 163H229V164H231ZM252 163L253 162H251V165H252ZM35 164V163H34ZM40 164V163H39ZM187 164V163H186ZM190 164V163H189ZM213 164V163H212ZM223 164H225V165H223V166H225V167H227V165H226V163H223ZM234 164V163H233ZM259 164L257 165L258 167H259ZM262 164H264V163H262ZM28 165V164H27ZM36 165V164H35ZM38 165V164H37ZM184 165V164H183ZM235 165V164H234ZM249 165V164H248ZM250 165V166H251ZM256 165V164H255ZM13 166V165H12ZM11 166V167H12ZM47 166V167H48ZM85 166V167H84ZM180 166V165H179ZM238 166V165H237ZM249 166V168H247L248 169V171H249V169L250 168H253V167H250ZM256 166V167H257ZM262 166V165H261ZM264 166V165H263ZM32 167V166H31ZM35 167V166H34ZM69 167H71V168H73L72 170H70V169H68ZM190 167V166H189ZM189 167H186V168H189ZM213 167V166H212ZM219 167V166H218ZM230 167V166H229ZM228 167V168H229ZM256 167H254L253 169H255ZM258 167L256 168V169H258ZM9 168V169H8ZM173 168V167H172ZM180 168V167H179ZM220 168V167H219ZM227 168V171L229 172V169ZM232 168V167H231ZM230 168V169H231ZM241 170H242V168L241 167H239ZM238 168V169H239ZM30 169V168H29ZM57 169V170H56ZM174 169V168H173ZM177 169V168H176ZM175 169V170H176ZM195 169H198V168H195ZM235 169V168H234ZM245 169H246V167H245ZM246 169V170H247ZM19 170V169H18ZM181 170V169H180ZM182 170H183V168H182ZM199 170V169H198ZM217 170H220V169H217ZM223 170H224V167H223ZM233 170V169H232ZM231 170V171H232ZM258 170H261V169H258ZM13 171V170H12ZM38 171V170H37ZM36 171V172H37ZM49 171V170H48ZM89 171V170H88ZM177 171V170H176ZM203 171V170H202ZM214 171H215V169H214ZM243 171H245L244 170V168H243ZM255 172H256V174L258 173V175L259 176H261L260 174H259V172H257V170H254ZM262 171H263V169H262ZM19 172V171H18ZM52 172V173H51ZM195 172V171H194ZM204 172V171H203ZM217 172V171H216ZM220 172H221V170H220ZM247 172V171H246ZM261 172V171H260ZM264 172V171H263ZM1 173H2V171H1ZM30 173V172H29ZM84 173V172H83ZM82 173V174H83ZM89 173V172H88ZM179 173V172H178ZM188 173V172H187ZM196 173H197V171H196ZM202 173V172H201ZM251 173V172H250ZM82 174H81V176H82ZM86 174H87V172H86ZM182 174V173H181ZM195 174V173H194ZM219 174V173H218ZM231 174V173H230ZM262 174V173H261ZM5 175V174H4ZM21 175V174H20ZM30 175V174H29ZM85 175V174H84ZM88 175V174H87ZM87 175H85L86 177H87ZM98 175V176H99ZM197 175H198V173H197ZM199 175H200V173H199ZM212 175L215 177V174H213L212 173ZM211 175V177H213ZM219 175H221V174H219ZM218 175V176H219ZM243 175V174H242ZM23 176V175H22ZM80 176V177H81ZM98 177L97 175H94V177ZM230 176V175H229ZM233 176V175H232ZM258 176V177H259ZM88 177H89V175H88ZM87 177V178H88ZM187 177H188V175H187ZM202 177V176H201ZM206 177V176H205ZM225 177H226V174H225ZM35 178V177H34ZM55 178V177H54ZM53 178V179H54ZM58 178V177H57ZM85 178V177H84ZM182 178V177H181ZM207 178V177H206ZM218 178V177H217ZM245 178H247V176H245ZM244 178V179H245ZM249 178V177H248ZM262 178H264L263 176H262ZM0 179H1V177H0ZM56 179V178H55ZM96 179V178H95ZM98 179V178H97ZM96 179V180H97ZM213 179V178H212ZM216 179V178H215ZM226 179H228V178H226ZM225 179V180H226ZM255 179V178H254ZM4 180V179H3ZM12 180V179H11ZM17 180V179H16ZM28 180V179H27ZM26 180V181H27ZM30 180V179H29ZM57 180V179H56ZM104 180V181H103ZM178 180V179H177ZM203 180V179H202ZM205 180V179H204ZM208 180H210V178L208 179ZM207 180V181H208ZM219 180V179H218ZM214 181L215 183H217V182H219V181ZM259 180V179H258ZM257 180V181H258ZM263 181H264V179H262ZM15 181V180H14ZM25 181V180H24ZM201 181V180H200ZM97 182H98V180H97ZM250 182V181H249ZM252 182V181H251ZM259 182H261V181H259ZM24 183V182H23ZM65 183L66 184H68V186L69 187H67L66 185H65ZM86 183V182H85ZM177 183V182H176ZM211 183V182H210ZM220 183H222V182H220ZM225 183V182H224ZM223 183V184H224ZM0 184H3V183H0ZM17 184V183H16ZM201 184H202V181H201ZM223 184H218V186L219 187H216V190H214V191H216V193H213V194H215L214 195V197L212 198V199H215V201H217L218 203H220V202H222V204H223V206H222V208H223V210H222V212L223 211H225V212H227V214L231 211V209H235L234 207L233 208H231V205H232V201H231V199H230V196L229 195H225V194H221L220 192L222 191V192H224V188L222 187L223 186ZM227 184V183H226ZM11 185V184H10ZM25 185V184H24ZM51 185V184H50ZM83 185H84V183H83ZM92 185V184H91ZM179 185V184H178ZM216 185V184H215ZM206 186V185H205ZM217 186V185H216ZM49 187V186H48ZM88 187V186H87ZM264 187V186H263ZM86 188V187H85ZM92 188V187H91ZM99 188V187H98ZM183 188V187H182ZM185 188V187H184ZM246 188V187H245ZM94 189H96V188H94ZM243 189H244V187H243ZM262 189V188H261ZM39 190H40V188H39ZM55 190V189H54ZM92 190H93V188H92ZM158 190H161L164 194H163V196L161 197L160 195L162 194L161 192V194L160 193H158L159 191ZM163 190H165V191H163ZM175 190V189H174ZM263 190V189H262ZM21 191V190H20ZM175 191H177V190H175ZM230 191V190H229ZM22 192V191H21ZM77 194H79L78 193V188H77V190L75 191ZM87 192H89V194L87 193ZM171 192H174L173 190L171 191ZM240 192H241V190H240ZM65 193V194H66ZM176 192H174V194H175ZM177 193H179L178 191H177ZM188 193V192H187ZM187 193H186V190L185 189H183L182 190V192H180V194H177V197H178V200L180 201H183V198H185L186 196H185V194L187 195ZM61 194V193H60ZM173 194V193H172ZM173 194V195H174ZM254 194V193H253ZM27 195V194H26ZM75 195V194H74ZM84 195V196H85ZM109 195V196H110ZM169 195H170V193H169ZM179 195V196H178ZM212 194H210V196H211ZM249 195V194H248ZM259 195L260 194H258V197H259ZM3 196V195H2ZM1 196V197H2ZM68 196V195H67ZM77 196V195H76ZM76 196H75V198H76ZM82 195L80 194V196L79 197H81ZM84 196L83 197H81V198H84ZM116 196V195H115ZM185 196V197H184ZM63 197V196H62ZM69 197H70V195H69ZM72 197H74L73 195H72ZM78 197V196H77ZM161 197V198H160ZM166 197H168V196H166ZM177 197H176V199H174L175 201H177ZM180 197H182V198H180ZM257 196H256V198H258ZM262 197V196H261ZM264 197V196H263ZM74 198V199H75ZM119 198V197H118ZM117 198V200H119ZM170 197H168V199H169ZM208 198H209V195H208ZM253 198V197H252ZM251 198V199H252ZM21 199V198H20ZM19 199V200H20ZM64 199H66V198H64ZM70 199H72V198H69V199H67V200H70ZM254 199H255V197H254ZM34 200V199H33ZM60 200V199H59ZM77 200V199H76ZM116 200V201H117ZM164 200V199H163ZM174 200H172V201H174ZM250 200V199H249ZM75 201V200H74ZM73 201V202H74ZM78 201V200H77ZM171 201V202H172ZM213 201V200H212ZM45 202V201H44ZM65 202V201H64ZM71 202V201H70ZM118 202V201H117ZM178 202V201H177ZM209 202H210V200H209ZM216 202V204H218ZM8 203V202H7ZM20 203V202H19ZM61 203V202H60ZM77 203V202H76ZM75 203V204H76ZM78 203H82V202H80V200H79V202ZM77 203V204H78ZM179 203V202H178ZM247 203H248V201H247ZM70 204V203H69ZM72 204V203H71ZM177 204V203H176ZM206 204H207V201H206ZM212 204V203H211ZM211 204H210V207L209 206H207V208L206 209H209V208H211ZM238 204V203H237ZM252 204V203H251ZM123 205V204H122ZM234 205H235V203H234ZM33 206V205H32ZM45 206H46V204H45ZM121 206V205H120ZM177 206V205H176ZM233 206V205H232ZM133 207V208H134ZM213 207H215V205L213 206ZM75 208V207H74ZM59 209V208H58ZM263 209V208H262ZM262 209H260V212H261V210ZM65 210V209H64ZM128 210V209H127ZM131 210V209H130ZM163 210H165V211H163ZM178 210H179V208H178ZM51 211V210H50ZM249 211V210H248ZM259 211V210H258ZM262 211H264V210H262ZM52 212V211H51ZM236 212V210L233 212V213H235ZM15 213H16V211H15ZM71 213V212H70ZM118 213V212H117ZM210 213V212H209ZM221 213V212H220ZM232 213V212H231ZM249 213V212H248ZM251 213V212H250ZM0 214H2V212L0 213ZM129 214V213H128ZM139 214V213H138ZM218 214V213H217ZM236 214H237V212H236ZM205 215V214H204ZM210 215V214H209ZM235 215V214H234ZM238 215H241V213H239ZM243 215H245V213H243ZM242 215V216H243ZM246 215H247V213H246ZM263 215V214H262ZM76 216V215H75ZM222 216H223V213H222ZM224 216H226V214L224 213ZM248 216V215H247ZM252 216V215H251ZM51 217V216H50ZM125 217H129V216H126L125 215ZM233 217V216H232ZM235 217V216H234ZM253 217H254V215H253ZM256 217V216H255ZM264 217V216H263ZM122 218H124V216L122 217ZM127 218H125V219H127ZM221 218V217H220ZM238 218V217H237ZM245 218V217H244ZM251 219H252V217H251ZM45 220V219H44ZM52 220V219H51ZM241 220H242V217H241ZM209 221V220H208ZM207 221V222H208ZM232 221H233V219H232ZM235 221V220H234ZM240 220H238L237 222H239ZM261 221V220H260ZM264 221V220H263ZM46 222V221H45ZM57 222V221H56ZM126 222V221H125ZM236 222V223H237ZM250 222V221H249ZM11 223V222H10ZM113 223V222H112ZM246 223V222H245ZM244 223V224H245ZM256 223V222H255ZM261 223H262V221H261ZM261 223H259V224H261ZM238 224V223H237ZM251 224H253V223H251ZM257 224V223H256ZM255 224V225H256ZM162 225H163V227H162ZM189 225H191V224H189ZM235 225V224H234ZM247 225V224H246ZM249 225V224H248ZM247 225V226H248ZM264 225V224H263ZM112 226H114V227H112ZM246 226V227H247ZM260 225H258V227H259ZM262 226V225H261ZM102 227L105 229L104 231H105V233H106V231H109L110 230V228H112L111 230H110V236H111V238L109 237V235H108V237H109V239L108 238H105L103 235H104V232L102 231ZM129 227H131V226H129ZM250 227H254L253 225L251 226V225H249L248 226V228H250ZM256 227H257V225H256ZM255 227V228H256ZM136 228H134V229H136ZM155 228L157 229V230H155ZM248 228H245V226H244V231H243V233H242V238L241 239H243L242 240V243H244L246 246H250L249 244H252V242L253 241H251L252 240V238H251V236H248V234L247 233H245V232H247L248 231ZM62 229H63V227H62ZM107 229H109V230H107ZM259 229H261L260 227H259ZM152 230V231H153ZM253 230V229H252ZM258 230V229H257ZM257 230L255 229V233H257ZM24 231V230H23ZM167 231V230H166ZM249 231H250V229H249ZM258 231H263L262 229L261 230H258ZM70 233V232H69ZM91 233V234H92ZM131 233V234H130ZM150 233V234H151ZM162 233H164V234H162ZM249 233V232H248ZM103 234V235H102ZM151 234V235H152ZM258 234L260 235L261 233H259L258 232ZM264 233L262 232V235H263ZM40 235V234H39ZM252 235V234H251ZM262 235H260V236H262ZM24 236H25V234H24ZM105 238H103V237ZM106 236V235H105ZM169 238H168V237ZM194 236V235H193ZM237 236H238V234L237 235H234V234H231V232L229 233V235H227L226 236V241L224 242V250L221 252V257L222 258H228V262L229 263H232L233 264V261H234V258L233 257H236V256H234L235 254H237V253H239V251H241V248L238 246V245H243V244H238L237 245V243H236V241L238 240V238H237ZM239 236H240V234H239ZM241 237V236H240ZM146 238H147V236H146ZM193 238V237H192ZM221 238H222V236H221ZM262 238V237H261ZM99 239V240H100ZM148 239H150V238H148ZM170 239V240H169ZM259 239H260V237H259ZM100 240V241H101ZM107 240V241H106ZM220 240V239H219ZM262 240V239H261ZM77 241H79V240H77ZM241 241V240H240ZM239 241V242H240ZM142 242V241H141ZM140 242V243H141ZM74 243V242H73ZM147 243V239H146V241H144V244H146ZM241 243V242H240ZM136 244H134V246L136 245ZM149 244L150 243H148V245H145L147 248H149ZM191 244V243H190ZM68 245V244H67ZM139 245V244H138ZM143 245V244H142ZM192 245V244H191ZM144 246V247H145ZM202 246V245H201ZM143 247V248H144ZM243 247V246H242ZM146 248V249H147ZM151 248V247H150ZM252 248V247H251ZM257 248V247H256ZM256 248H255V250H256ZM259 248V247H258ZM262 248V247H261ZM87 249V248H86ZM189 249H191V248H189ZM242 249H244V247L242 248ZM245 249H247V247L245 248ZM127 250V249H126ZM179 250H181V249H179ZM192 250V249H191ZM248 250V249H247ZM34 251V250H33ZM36 251V250H35ZM87 251V250H86ZM153 251V250H152ZM187 251V250H186ZM190 251V250H189ZM188 251V252H189ZM205 251H206V248H205V246L204 247H202L201 249H200V251L198 252V254H196V255H193L192 253L189 255V257H188V255H187V260H189L190 261V263L191 264H200V262L202 261V259H203V256H204V253H205ZM102 252V251H101ZM124 252V251H123ZM126 252V251H125ZM138 252V251H137ZM149 252V251H148ZM171 252V253H172ZM241 252H243V251H241ZM253 252V251H252ZM251 252V253H252ZM258 252V251H257ZM50 253V252H49ZM83 253V252H82ZM141 253V252H140ZM169 253H170V251H169ZM168 253V254H169ZM170 253V254H171ZM246 253V252H245ZM96 254V253H95ZM154 254V253H153ZM159 254V253H158ZM156 255V254H154V255H156V256H151V254H149V253H146V254H144V252H142V254H138V259L137 258H135V260H138V261H140V260H142V258H143V256L145 257L144 258V261L142 262V264H155V262H163V264L165 263V264H173L172 262H174L175 261V256H174V254L172 253V255L170 256V257H161L160 255ZM166 254V253H165ZM187 254V253H186ZM247 254H250V253H247ZM264 254V253H263ZM87 255V254H86ZM123 255V256H122ZM216 255V254H215ZM219 255V254H218ZM100 256V255H99ZM99 256H97V257H99ZM240 256V255H239ZM59 257V256H58ZM178 257V256H177ZM90 258V257H89ZM237 258V257H236ZM247 258V257H246ZM253 258H254V256H253ZM100 259V258H99ZM131 259H133V258H131ZM171 259V260H170ZM218 259V258H217ZM260 260V259H259ZM258 260V261H259ZM189 261H188V263H189ZM193 261V262H192ZM225 261V260H224ZM226 261H227V259H226ZM93 262V261H92ZM91 262V263H92ZM217 262H218V260H217ZM238 262V261H237ZM247 262V261H246ZM264 261H262V263H263ZM101 263V262H100ZM176 263V262H175ZM186 264H188L187 263V261L185 262ZM226 263V262H225ZM225 263H223V264H225ZM253 264L255 263V264H262V263H260V262H257L256 263V261L255 262H252ZM162 264V263H161ZM228 264V263H227ZM235 264V263H234ZM250 264V263H249Z\"/></svg>", "mask_w": 264, "mask_h": 264}]
</instances>
